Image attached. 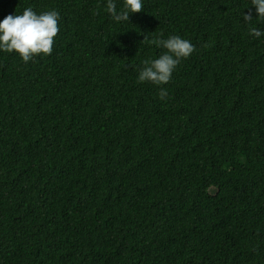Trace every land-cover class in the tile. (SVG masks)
Wrapping results in <instances>:
<instances>
[{"label": "trees", "instance_id": "16d2710c", "mask_svg": "<svg viewBox=\"0 0 264 264\" xmlns=\"http://www.w3.org/2000/svg\"><path fill=\"white\" fill-rule=\"evenodd\" d=\"M106 5L0 0V21L59 14L51 55L0 50V264H264V19L251 0ZM174 35L192 54L138 83Z\"/></svg>", "mask_w": 264, "mask_h": 264}, {"label": "clouds", "instance_id": "9594fccd", "mask_svg": "<svg viewBox=\"0 0 264 264\" xmlns=\"http://www.w3.org/2000/svg\"><path fill=\"white\" fill-rule=\"evenodd\" d=\"M253 8L244 14V20L250 22L255 16L264 19V0H251ZM123 8L117 10L115 0H107L106 10L112 18L119 21H128L130 13L142 11V0H123ZM58 12L44 11L37 14L31 7L24 9L20 15H7L0 21V50L6 53L15 52L24 62L32 60L35 56L51 55L55 37L59 32ZM250 34L260 37L262 33L256 28H250ZM150 44L165 49L164 53L156 59H146L138 73V83L150 82L154 85L167 84L173 70L181 59L189 57L194 46L180 36H170L167 39L154 38ZM159 98H168L167 90L160 88Z\"/></svg>", "mask_w": 264, "mask_h": 264}]
</instances>
